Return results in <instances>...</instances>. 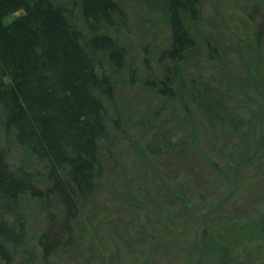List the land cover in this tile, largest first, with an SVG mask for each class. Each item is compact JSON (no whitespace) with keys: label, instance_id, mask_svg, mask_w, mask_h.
<instances>
[{"label":"rangeland","instance_id":"374dc122","mask_svg":"<svg viewBox=\"0 0 264 264\" xmlns=\"http://www.w3.org/2000/svg\"><path fill=\"white\" fill-rule=\"evenodd\" d=\"M77 1L74 23L83 29ZM116 1L123 10L118 20L126 58L120 67L109 66L114 96L99 145L102 171L94 198L80 208L73 235H63L46 259L38 241L54 208L44 212L25 195L20 206L28 238L16 264H222L224 258L264 264V92L255 94L251 86L264 74V0H201L197 43L210 40L220 60L202 66L203 52L187 58L170 85L180 93L172 100L152 86L171 65L165 58L159 65L171 39L167 0ZM259 27L260 55L248 51ZM238 117L243 126L232 130ZM0 148L13 171L42 172L15 132L6 131L1 109ZM255 151L258 163L239 167L233 180L228 167ZM160 190L164 195L157 197ZM182 200L190 202L188 215Z\"/></svg>","mask_w":264,"mask_h":264},{"label":"trees","instance_id":"16d2710c","mask_svg":"<svg viewBox=\"0 0 264 264\" xmlns=\"http://www.w3.org/2000/svg\"><path fill=\"white\" fill-rule=\"evenodd\" d=\"M79 2L83 29L74 23L77 0H0V109L5 115V129L15 132L17 144L42 167V172L36 173L13 171L0 148L2 264H16L28 238L20 206L25 195L44 212L54 208L47 213V225L38 241L47 259L61 246L63 235H73L80 208L92 202L101 178L99 145L107 133V105L113 100L115 87L109 66L120 67L126 58L119 28L123 10L116 0ZM167 6L171 39L160 53L159 65L164 58L171 65L164 67L165 78L159 83L153 80L152 86L159 97L172 100L180 93L170 85H175L173 81L187 58L203 52L207 58L201 65L213 66L220 56L210 40L205 39L202 47L197 43V37L202 36L195 27L201 0H167ZM15 14L19 16L7 22ZM253 39L254 48L248 51L260 55V27ZM144 62L147 64V59ZM255 70L253 76L260 66ZM255 81L256 85L251 84L253 92L263 93L264 74ZM131 82L134 85V78ZM247 88L252 93L248 83ZM212 101L218 107V99ZM184 108L188 113V106ZM243 121L238 117L232 130L242 127ZM261 124L258 120L256 127ZM256 152L244 155L242 164L228 167L235 172L233 180L238 179L239 167L258 163ZM163 195L161 190L156 194ZM182 203L188 215L190 202ZM209 239L204 238L202 245ZM221 262L233 261L224 258Z\"/></svg>","mask_w":264,"mask_h":264}]
</instances>
